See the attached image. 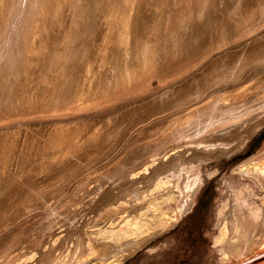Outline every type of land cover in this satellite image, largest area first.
I'll return each mask as SVG.
<instances>
[{
  "label": "rangeland",
  "instance_id": "rangeland-1",
  "mask_svg": "<svg viewBox=\"0 0 264 264\" xmlns=\"http://www.w3.org/2000/svg\"><path fill=\"white\" fill-rule=\"evenodd\" d=\"M263 77L264 0H0V264H264V105L183 130Z\"/></svg>",
  "mask_w": 264,
  "mask_h": 264
},
{
  "label": "bare ground",
  "instance_id": "bare-ground-1",
  "mask_svg": "<svg viewBox=\"0 0 264 264\" xmlns=\"http://www.w3.org/2000/svg\"><path fill=\"white\" fill-rule=\"evenodd\" d=\"M108 47V46H107ZM110 47V46H109ZM100 49V48H99ZM99 49H97L99 52ZM107 49V48H106ZM95 50V49H94ZM101 50V49H100ZM104 51V49L102 50ZM102 51H100L101 53H103ZM108 51V50H107ZM96 52V51H95ZM99 52V53H100ZM106 52V51H105ZM108 53V52H107ZM101 55V54H99ZM106 55V54H104ZM103 55V57H104ZM98 56V55H97ZM96 56V58H97ZM106 58V57H105ZM124 59V57H122ZM114 60V59H113ZM116 61H118L116 59ZM99 64V63H98ZM104 64V63H103ZM110 65V63H109ZM95 67V66H94ZM106 67V65H105ZM108 67H111L108 66ZM107 67V68H108ZM94 70V69H93ZM112 70V69H111ZM105 71V70H104ZM115 71V70H114ZM131 71V70H130ZM255 75V73H254ZM253 75V76H254ZM257 75V74H256ZM255 77V76H254ZM260 77V76H259ZM114 78V77H113ZM251 78V77H250ZM254 79V78H253ZM252 80V79H251ZM97 81V80H96ZM92 82V81H91ZM249 83V81H248ZM246 84V87L244 86V88H242V90L240 91H237V92H228L226 94H222L221 96L226 100L225 102L223 100H220L222 102H224L223 104V107H221L220 105V109L218 108V110L216 111V114L214 113H210V111H205V113H209V114H204L201 119H198V121L195 120V118H193L196 122H190L188 123L189 121H186L187 123H184L183 122V130L184 131H189V136L187 137V139H192L193 138H200V137H204L206 135H211V134H219L222 132V134H224L225 132H227L228 130H230L231 128L232 129H235L236 126L240 125L239 122L241 123L243 121V119H245V117L247 116V113L249 110H252V108H258L259 106H263L264 105V77L261 78V79H255L253 80V82L251 81L250 84ZM233 91V90H232ZM225 96V97H224ZM219 98V97H218ZM215 99V98H213ZM216 99H217V96H216ZM220 99V98H219ZM208 101V100H207ZM211 101V100H210ZM214 101V100H213ZM209 102V101H208ZM207 102V103H208ZM221 102V103H222ZM216 103V102H215ZM214 103V104H215ZM210 104V103H209ZM217 104L216 103V107H217ZM205 105V104H204ZM208 106V105H207ZM206 106V107H207ZM215 107V106H213ZM215 107V109H216ZM199 108H203L202 107H199ZM211 108V109H210ZM209 109L210 110H213L212 107H210ZM264 108V107H262ZM259 109V108H258ZM261 109V108H260ZM195 110V109H194ZM198 110V109H196ZM195 110V111H196ZM204 110V109H203ZM206 110V109H205ZM257 110V109H256ZM194 111V112H195ZM193 112V111H192ZM197 112V111H196ZM195 112V113H196ZM200 111L198 110V115L201 114L199 113ZM212 112V111H211ZM214 112V110H213ZM250 112V111H249ZM255 112V110L252 112V114ZM251 113V112H250ZM249 113V114H250ZM194 114V113H193ZM193 116V115H192ZM197 116V115H196ZM189 117V116H188ZM184 118V117H183ZM238 118H241V119H238ZM247 118V117H246ZM182 119V118H181ZM189 118H185V120H188ZM248 119L249 117L246 119L247 122H248ZM190 120V119H189ZM246 120H244L243 122H245ZM184 121V120H183ZM238 122V123H236ZM246 122V123H247ZM182 123V122H180ZM179 123V124H180ZM178 125V124H177ZM177 125H176V128H177ZM219 125V126H218ZM221 127V128H219ZM241 127V126H240ZM181 128V127H180ZM177 130V129H176ZM175 130V131H176ZM181 130V135H182V129ZM170 131V130H169ZM172 131V129H171ZM170 131V132H171ZM178 131H179V128H178ZM169 132V134H170ZM173 132H174V128H173ZM180 132V131H179ZM175 133V132H174ZM186 132H184L185 134ZM176 135V134H175ZM188 135V134H186ZM174 136V134L172 135ZM179 136V134L177 135ZM176 136V137H177ZM168 137V135H167ZM186 137L185 135L183 136V138ZM207 137V136H206ZM172 138V137H171ZM175 138V137H174ZM173 138V140H174ZM178 138V137H177ZM182 138V139H183ZM167 139V138H166ZM170 139V138H169ZM185 139V138H184ZM205 139V137H204ZM179 140V139H178ZM160 144V143H159ZM264 176V172H260L258 173L256 171L255 173V177L258 179V181L260 182V180H262V177ZM224 235H226V233L224 232ZM223 237V236H222ZM245 236H243L244 238ZM225 238V237H224ZM235 240V239H234ZM244 240V239H242ZM127 244V243H126ZM138 246L137 244H128L127 245V254H129L130 252V249L131 247L133 246ZM230 245H233L232 241H230ZM257 247L260 249V252L261 253V250H264V225L260 228L259 232L257 233V235L254 237L252 243H251V248L253 247ZM96 248V247H95ZM94 248V251L93 253L94 254H97V255H101L102 252H97V250ZM93 250V249H92ZM100 251V249H98ZM87 252V251H86ZM92 253V252H91ZM258 253V254H259ZM264 253V251L262 252ZM126 254V255H127ZM87 256V255H86ZM22 261V260H21ZM19 262V261H18ZM51 262H49L48 264H50Z\"/></svg>",
  "mask_w": 264,
  "mask_h": 264
}]
</instances>
